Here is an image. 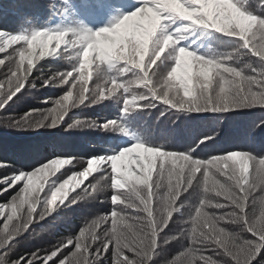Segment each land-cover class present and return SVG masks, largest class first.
<instances>
[{
    "label": "snow or ice",
    "instance_id": "1",
    "mask_svg": "<svg viewBox=\"0 0 264 264\" xmlns=\"http://www.w3.org/2000/svg\"><path fill=\"white\" fill-rule=\"evenodd\" d=\"M140 4V7L124 15L114 26L101 28L95 32L45 29L25 35L0 31V53L5 52L9 44L23 41L27 45L13 50L19 56V62L11 54L0 59V66L8 67L5 73L6 79L0 81V110L6 112L10 109L15 103L14 97L16 100L22 98L24 93L21 90L26 82L29 87H36L35 81L28 79L33 71V61L27 59L28 50L34 43L40 42L48 49L49 45L56 41L55 48H59L60 44L65 42V37H68L64 51L78 49L76 56L79 62L71 71L59 73L58 82L67 84L68 78L73 81H83L79 85L75 99L73 92L69 90L62 98L54 101L55 107L47 110L32 109L22 118L10 123L21 128L25 126L55 128L68 115L70 108L96 105L111 99L121 91L124 94L122 114L125 115L134 111L137 102H142L138 105L140 111L164 105L161 115L169 111L224 114L239 109L264 108V15L249 21L248 17L242 14L256 15V12L246 10L241 0H172L171 3L166 4H160L157 0H151V3L149 0H140ZM259 6L264 7V0H259ZM73 7L85 17H95L108 7V2L107 0H74ZM161 15L165 17L162 24H160ZM178 21L184 23L177 26ZM158 25H160L159 31ZM197 27L212 29L228 37H237L240 43L235 52L217 59L205 58L181 46L176 52L175 66L170 70L162 69L158 65L162 55L157 59L156 53L160 51L163 37L171 35L174 41L165 47L164 54L170 47L176 46L178 41H184L185 33ZM154 33L159 37V41L152 39ZM93 52L96 56L90 59ZM240 54L249 58L256 57V66L246 63L243 68H238L233 63V59L238 62ZM5 59L8 60V65H5ZM93 59H98L109 67L119 64L121 76H127L131 72L135 78L127 83L113 80L107 87L90 90L87 87V80L91 73L85 76L84 70L90 66ZM25 60L28 63L27 67H23ZM74 73H78L79 76ZM53 80L55 77L45 78L43 83L48 86ZM71 87L76 88L77 83H73ZM132 89H143V91L130 92ZM86 99L87 104H85ZM69 101L72 102L71 105L67 103ZM93 126L108 131L118 128L119 124L111 121L101 125L93 123ZM215 139L211 135L203 137L184 152L162 151V147L153 148L137 142L117 155L88 159L87 167L78 175L88 176L89 172L94 170V166L106 161L110 164L113 174L110 178L112 189H122L125 183L118 177H123L127 182L133 181V177L130 173H122L118 162L131 153L140 154L138 159L144 161L146 166L143 170L153 181L166 175L169 168H175V161H195L192 171L179 178L177 188L179 195L176 199V206H179L182 203L180 198L191 197L193 188L202 178L205 184L213 182L224 187L223 180L212 173L226 169L228 163L243 160L249 168L248 161H251L252 170L264 172V159H259L247 151H232L227 155H212L206 159L195 158L199 152L208 149ZM157 158L160 159L159 164ZM165 159H171L173 166H166ZM51 162L53 165L47 163L32 173H19L0 179V184L5 186L4 191L24 181L23 186L11 196L10 203L0 205V216L4 215L5 209L10 208L11 214L6 216V220L12 222L17 217V213L27 205V211L19 218L20 223H12L11 227L9 223L3 225V231L7 236L0 240V264H49V262L52 264H158V257L164 251L162 247L165 243L164 238L173 231L175 212L171 213V219L163 230L159 226L155 228L150 247L141 248L118 239H100L101 234L113 226L116 220L113 213L117 207L113 208L110 215L98 217L86 224L75 239H67L49 254L38 258L37 253H31L30 257L9 261L8 256L14 247L19 245L21 240L28 238L25 233L29 232L34 215H37L40 221H46V217L52 216L56 211L57 199L59 198L63 203L64 198L69 194L67 187L71 181L55 196L53 190L57 186L54 188L49 186L43 200L39 195L41 191L32 189V182L28 179L31 174L37 175L38 170H47L49 167L58 170L62 165L71 163L68 159H53ZM134 162L137 164V159ZM180 167L183 170V163ZM79 177L83 176L79 175ZM108 179L106 176H101L96 183H90L84 188L83 193L90 198L94 197L100 187V181ZM135 180L141 182L139 176H136ZM44 183H41L42 189ZM79 184L76 182L75 186L78 187ZM80 199L81 193H77L68 200L67 206L70 207ZM41 204L42 210L37 213V205ZM32 208H35V211H31ZM216 214L221 216L222 209H217ZM195 216L200 217L201 213L196 212ZM229 226L224 221L219 223L213 221L205 235L200 231L199 226L189 225L188 234L183 238L187 240V244L178 250V254L170 260V264H185L189 256L195 264H264V229H253L242 223L241 227L252 238H241L236 237ZM90 233L94 234L90 235ZM175 242L179 243V241ZM65 249L67 252L64 251ZM58 256L60 258L54 260Z\"/></svg>",
    "mask_w": 264,
    "mask_h": 264
},
{
    "label": "trees",
    "instance_id": "2",
    "mask_svg": "<svg viewBox=\"0 0 264 264\" xmlns=\"http://www.w3.org/2000/svg\"><path fill=\"white\" fill-rule=\"evenodd\" d=\"M73 2L74 0H0V31L25 35L45 29L52 31L73 30L81 33L94 32L101 28L114 26L124 15L130 14L141 6L140 0H107L108 7L102 13L95 17H85L77 12L73 7ZM149 2L151 3V0ZM258 3L259 0H255V2L241 0L242 6L253 12L256 11ZM91 21L95 23L92 24ZM183 23L178 21L177 26ZM184 35V41H178L176 46L170 47L162 54L161 61L158 62L162 69L170 70L175 66L176 52L181 46L205 58L217 59L235 52L240 43L237 37H228L212 29L200 27L192 29ZM67 39L68 37H65V42H62L59 48H55L56 41H53L47 50H43V55L40 54L41 48L37 47L34 50L33 71L28 79L29 81L34 80L36 87L31 88L26 82L25 87L21 90L24 93L22 98L16 100L14 97L15 103L10 102L12 104L10 109L6 112L0 110V179L19 173H32L53 159L70 160L71 163L64 164L58 170L47 175L43 190L39 193L43 200L49 186L54 188L69 176L83 171L90 158L117 155L137 142L153 148L162 147V151L184 152L197 140L208 135L214 136L215 142L208 149L199 152L198 155L194 154L195 158L206 159L212 155H227L232 151H247L259 159H264L263 156H260L264 152V145L261 144L262 130L261 127H258L257 131L256 127L259 125L255 124L258 122L264 128V108L260 107L239 109L224 114L169 111L161 115L164 105L140 111L138 105L142 102H137L134 111L125 115L122 114L124 94L121 91L102 103L88 107L81 105L70 108L68 115L55 128H30L28 126L21 128L11 124L10 122L22 118L32 109L47 110L55 107L54 101L62 98L69 90L73 92V99H75L79 85L83 81H73L68 78L67 84L58 82L59 73L71 71L79 62L76 56L78 49L64 51ZM37 44L39 45L40 42ZM22 45L27 47L23 41L7 45L6 51L0 53V59L11 54L19 62V56L13 50L20 49ZM54 48L55 51H53ZM95 56L96 53H91L90 59ZM256 59V57L249 58L240 54L239 61L237 62L234 58L233 63L238 68H243L246 63H252L255 67ZM5 65H8L7 59H5ZM27 66L28 63L25 60L23 67ZM120 68L119 64L109 67L106 63L93 59L90 66L84 70L85 76L91 73L87 80V87L90 90L92 88L100 89L107 87L113 80L127 83L135 78L131 72L127 76H121ZM7 71V66H0V81L6 79ZM74 75L79 76L78 73H74ZM53 77L55 80L52 84L45 86L43 79H52ZM73 83H77L76 88L71 87ZM140 91L143 89L130 90V92L137 93ZM86 95L88 94L86 93ZM67 103L71 105L72 102ZM87 103L86 99L85 104ZM111 121H116L119 127L104 131L98 126H93V123L101 125ZM69 125L72 126L69 127ZM132 154H129L131 157L123 158L118 164L122 173H125L124 170L127 166L134 169L135 175L132 177L135 180L139 174L140 166L134 160L140 154ZM159 163L160 159L157 158V164ZM164 163L166 166H173L171 159H165ZM182 163V161H175L174 166L179 168ZM248 164L251 172V161H248ZM45 172L47 173V170ZM111 175L113 174L110 164L104 161L98 166H94V170L89 172L86 179L75 177L70 183L74 188L70 191L67 190L69 194L64 198L63 203L59 198L57 199L55 202L57 209L52 216L46 217V221H40L38 216L34 215L33 224L30 225L29 232L25 233L28 238L21 240V243L14 247L8 256L9 261L30 257L31 253H37L38 258L49 254L67 239H75L81 228L91 223L92 220L110 215L113 208L118 207L111 203V195L114 192L125 190L124 188H111ZM101 176H106L109 179L101 180L100 186L107 182L109 187L106 194L93 200L83 193V189L90 183H96ZM153 176L155 177V170ZM77 178L82 181L78 187L74 183ZM23 183L24 181H21L7 191H4L5 186L0 184V192H2L0 205L10 203L11 196L15 195ZM40 188L41 183L39 182L36 190ZM89 190L91 191V189ZM77 193H81L82 197L87 198H81L68 207V200ZM180 202L194 205L198 203V199L196 197L188 199L181 197ZM42 207V204L37 205V213L42 210ZM49 207L51 208V205ZM26 211L27 205L17 213V217L12 222H8L6 216L11 214V209L4 210V215L0 216V240L7 236V233L3 231V225L9 223V227H11L12 223H20L19 218ZM178 215V213H174L173 231L168 233L169 237L179 236L180 232L189 226L182 221L176 222ZM54 217L56 219L53 220ZM183 219H188V217L185 216ZM229 229L233 233L239 234L241 238H252L249 233L241 232L239 226L232 225L229 226ZM186 244L187 240L185 239L179 243L175 241L163 243L164 251L158 257V264L170 261ZM64 251L67 252V249ZM128 255L131 254L128 253ZM59 258L58 256L54 260ZM187 259L191 260L192 257L189 256Z\"/></svg>",
    "mask_w": 264,
    "mask_h": 264
},
{
    "label": "clouds",
    "instance_id": "3",
    "mask_svg": "<svg viewBox=\"0 0 264 264\" xmlns=\"http://www.w3.org/2000/svg\"><path fill=\"white\" fill-rule=\"evenodd\" d=\"M157 2L166 4L171 3L172 0H157ZM255 12L256 15L248 13L242 15H246L249 21L256 20L259 16L264 15V7H260L258 3ZM141 16H143V13H141ZM164 18L163 15L160 16V24L163 23ZM159 27L160 25L157 26L158 31ZM152 39L159 41V37L155 33ZM173 42L171 35L164 36L163 44L160 45V51L156 53V58L159 59L165 47L171 45ZM37 47L42 49L41 55L44 54L43 50H47L46 45L34 43L32 48L28 50V60H32L34 50ZM195 163V161L185 160L183 162V170L181 167L169 168L166 175L153 181L147 172L143 170L146 167L145 162L137 158V164L140 165L138 176L141 182L138 183L136 180L127 182L123 177H118L125 183V190L114 192L111 195V203L118 205L116 211L113 213L116 220L111 228L101 234L100 239H118L132 246L141 248L150 247L155 228L159 226L163 230V227L171 219V213L173 212L179 214L176 222L182 221L186 225L195 224L199 226L200 231L205 235L207 234L208 226L212 225L213 221L217 223L224 221L230 226H239L241 232L244 231V228L241 227L242 223H246L248 227L253 229H264V172L254 170L250 172L243 160L228 163L226 169H222L221 172L213 171L212 174L214 176L223 180L224 187H220L213 182L205 184L202 178L200 182L196 183L191 195V197L198 199V203L187 205L185 202H182L179 206H176V199L179 195L177 191L179 178L181 175L186 176L191 172ZM49 165H53V162H49ZM38 171L40 176L31 174L28 178L32 182V185L37 180L43 183L47 175L56 171V169L49 167L47 173L45 169ZM79 175H82L85 179L87 178L86 175ZM79 175L74 174L73 176H69L68 179L53 190V196L61 192L64 185L69 184L70 181L72 182ZM76 182L81 183L82 181L77 178ZM108 187L107 182H105L97 189L95 196L91 197V199L95 200L100 195L106 194ZM38 190L42 191L43 189L40 188ZM87 197H82L81 195V198ZM182 209L183 211H181ZM217 209H222L221 216H217ZM31 211H35V208H32ZM196 212H200L201 216L196 217ZM185 216L188 219H183ZM188 231L187 227L184 231L180 232L179 236L165 237V243L172 241L180 242L188 234ZM92 234L94 233H90V235ZM233 234L236 237H240L237 233ZM163 264H170V261H164ZM185 264H195V262L192 259H186Z\"/></svg>",
    "mask_w": 264,
    "mask_h": 264
},
{
    "label": "rangeland",
    "instance_id": "4",
    "mask_svg": "<svg viewBox=\"0 0 264 264\" xmlns=\"http://www.w3.org/2000/svg\"><path fill=\"white\" fill-rule=\"evenodd\" d=\"M91 23L94 24L95 22L91 21ZM95 31H96V30H95ZM95 31H94V32H95ZM133 154H139V153H133ZM133 154H132V155H133ZM129 157H131V156H129ZM134 161H135V160H134ZM127 167H130V166H127ZM127 167H126V168H127ZM37 176H40V173H37ZM39 182H40V181L37 180V182L32 186V189H33V190H36V189L38 188ZM74 183L76 184V181H75V180H74ZM72 188H74V186H72L71 184H69L68 187H67V190L70 191Z\"/></svg>",
    "mask_w": 264,
    "mask_h": 264
}]
</instances>
